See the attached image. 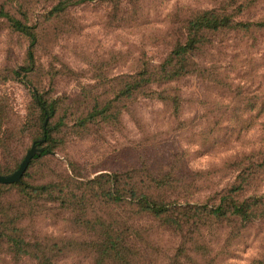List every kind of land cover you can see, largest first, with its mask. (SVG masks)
I'll list each match as a JSON object with an SVG mask.
<instances>
[{"label":"rangeland","instance_id":"1","mask_svg":"<svg viewBox=\"0 0 264 264\" xmlns=\"http://www.w3.org/2000/svg\"><path fill=\"white\" fill-rule=\"evenodd\" d=\"M59 1L0 0L37 32L26 86L12 71L27 65L29 39L0 19V175L43 137L39 94L56 111L22 182L57 184L39 196L0 185L3 235L26 250L0 240V264H264V219L202 217L221 196L264 200V28L206 32L187 73L157 81L189 19L214 10L259 22L264 0H91L52 12ZM110 173L121 189L180 205L173 217L188 223L101 200L96 179ZM105 232L120 258L103 253Z\"/></svg>","mask_w":264,"mask_h":264},{"label":"trees","instance_id":"2","mask_svg":"<svg viewBox=\"0 0 264 264\" xmlns=\"http://www.w3.org/2000/svg\"><path fill=\"white\" fill-rule=\"evenodd\" d=\"M91 0H60L53 8L52 12H59L71 5L82 4ZM8 3L0 4V19L8 24V26L26 38L29 39V48L26 52V66H20L18 69L12 71V74L16 76L19 81L23 82L24 85L30 84L29 80H26V75L30 71L32 65L35 63V56L33 48L37 42L36 26L27 23V20L17 18L11 8L7 6ZM12 7V2H10ZM8 7V8H7ZM254 28H264V20L259 22H235L229 15L220 14L214 12V10H203L189 19L186 23V39L183 43L177 44L167 55L166 59L161 64V69L158 73L159 84L169 82L188 71L189 57L191 53L196 50L200 43L203 42L206 32H217L223 30H239L249 31ZM21 72L24 76H21ZM137 84H127L123 90L126 94H131L136 88ZM35 91V90H34ZM34 100L40 109V113L44 117H51L56 111V101L46 102L42 99L39 94L34 96ZM94 113H90L86 118L93 117ZM44 133V131H43ZM49 139V134H47ZM42 155V154H41ZM33 159V158H32ZM31 159V160H32ZM25 173V171H24ZM23 173V175H24ZM23 175L17 182L9 183L8 185H16L21 187V191L27 195H50L57 191V184L48 183L43 185H29L22 182ZM116 173L100 174L96 181H103L97 187L96 196L105 202H111L114 204L129 203L134 204L139 212L153 220H161L166 222L169 226L176 225L181 227L188 223L187 218H175L173 212L175 210L182 209V207L176 203L159 201L152 196L144 193L136 185H130L127 188H119L118 179ZM107 182V187H104V183ZM3 185V183H0ZM6 185V184H4ZM60 189V188H59ZM239 187L232 188L235 193L239 191ZM59 192V191H58ZM61 193V192H59ZM67 193L60 194V199H65ZM198 208H195V210ZM204 213L202 217H208L214 220H241L250 221L253 218L264 219V200L261 198H239L238 195H225L219 198V202L216 205L211 206L209 209H203ZM96 220V219H95ZM3 229L0 227V240L6 243L14 245L16 253H23L26 250L22 246L23 240L18 236L3 235ZM105 238L102 240V247L104 254H111L114 257L120 258L122 251L118 248L117 236H113L108 232ZM114 237V238H113Z\"/></svg>","mask_w":264,"mask_h":264},{"label":"water","instance_id":"3","mask_svg":"<svg viewBox=\"0 0 264 264\" xmlns=\"http://www.w3.org/2000/svg\"><path fill=\"white\" fill-rule=\"evenodd\" d=\"M46 124L47 117L45 118V121L43 123V137L33 142L31 148L27 151L26 155L20 162L18 168L12 174L0 175V183L9 184L20 180L21 176L23 175L24 171L26 170L29 162L34 157V155L42 151V148H39L38 145L43 143L46 139Z\"/></svg>","mask_w":264,"mask_h":264}]
</instances>
